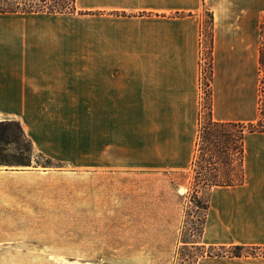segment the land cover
I'll use <instances>...</instances> for the list:
<instances>
[{"label": "crops", "instance_id": "crops-1", "mask_svg": "<svg viewBox=\"0 0 264 264\" xmlns=\"http://www.w3.org/2000/svg\"><path fill=\"white\" fill-rule=\"evenodd\" d=\"M207 13L211 118L255 123L264 0H75L72 13L0 14V122L19 123L35 155L69 169L7 168L0 181L53 190L82 176L99 185L103 212L136 176L189 175ZM243 176L209 191L205 247L264 250V133L244 138ZM256 255L196 264H264Z\"/></svg>", "mask_w": 264, "mask_h": 264}, {"label": "rangeland", "instance_id": "rangeland-1", "mask_svg": "<svg viewBox=\"0 0 264 264\" xmlns=\"http://www.w3.org/2000/svg\"><path fill=\"white\" fill-rule=\"evenodd\" d=\"M262 28L264 49V24ZM203 56L204 83L209 78L205 49ZM260 72L259 95L264 101V64ZM204 92L203 86L206 122ZM9 129L26 147L20 131L14 125ZM4 154L14 153L7 147ZM45 166L69 171L33 155L32 168ZM7 168L25 167L0 170ZM194 177L193 172L175 178L136 176L118 193L116 204L103 212L99 185L90 186L82 176L55 179L53 190L9 187L0 181V264H195L202 255L217 251L201 244L209 189L196 185Z\"/></svg>", "mask_w": 264, "mask_h": 264}, {"label": "trees", "instance_id": "trees-1", "mask_svg": "<svg viewBox=\"0 0 264 264\" xmlns=\"http://www.w3.org/2000/svg\"><path fill=\"white\" fill-rule=\"evenodd\" d=\"M75 12V0H0V14H30V13H72ZM264 19V18H263ZM212 15L207 13L201 24V36L203 47L208 55L209 78L203 83L201 78V89L205 87L206 110L208 119L202 121V106L199 112L198 134L196 141V152L192 161V172L196 185L211 190L213 187L239 186L243 182V144L247 134L264 133V101L259 105V119L255 123H220L211 118V52L213 33ZM262 20L260 25L261 47L259 65L264 64ZM202 75V73H201ZM260 81V85H261ZM261 95L262 91L259 90ZM14 125L20 134L27 141V145L21 146L19 138L10 133V126ZM10 147L14 153L7 156L4 151ZM35 155L32 150L30 140L24 135L19 123L0 122V167H31V159ZM46 160L47 165L52 161L36 155ZM39 165V164H36ZM38 167V166H37ZM49 167V166H45ZM208 207V204H207ZM206 207V209H207ZM203 228V227H202ZM202 235V231H201ZM215 254H205L199 258L208 257H255L258 247L231 246V247H205ZM198 258V259H199ZM197 259V260H198ZM197 262V261H196ZM196 264V263H195Z\"/></svg>", "mask_w": 264, "mask_h": 264}, {"label": "built area", "instance_id": "built-area-1", "mask_svg": "<svg viewBox=\"0 0 264 264\" xmlns=\"http://www.w3.org/2000/svg\"><path fill=\"white\" fill-rule=\"evenodd\" d=\"M201 73H203V72H202V69H201Z\"/></svg>", "mask_w": 264, "mask_h": 264}]
</instances>
